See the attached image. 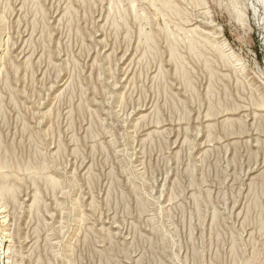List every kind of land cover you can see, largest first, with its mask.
I'll list each match as a JSON object with an SVG mask.
<instances>
[{
	"label": "rangeland",
	"instance_id": "1",
	"mask_svg": "<svg viewBox=\"0 0 264 264\" xmlns=\"http://www.w3.org/2000/svg\"><path fill=\"white\" fill-rule=\"evenodd\" d=\"M0 181V264H264V7L0 0Z\"/></svg>",
	"mask_w": 264,
	"mask_h": 264
},
{
	"label": "bare ground",
	"instance_id": "2",
	"mask_svg": "<svg viewBox=\"0 0 264 264\" xmlns=\"http://www.w3.org/2000/svg\"><path fill=\"white\" fill-rule=\"evenodd\" d=\"M256 2H258L259 4H261L263 7H264V0H255ZM167 3V2H166ZM165 3V4H166ZM251 4V6L253 5L252 3H250ZM249 4V5H250ZM167 5V4H166ZM166 5L164 6V7H166ZM253 7V6H252ZM256 9V8H255ZM260 20V19H259ZM193 29V28H192ZM150 40H151V38H150ZM213 40V39H212ZM210 46L213 48V49H215V51H217L218 52V54H219V57L223 60V61H226V58L228 57H226V54H224L218 47H217V42L215 41H213V43H211L210 44ZM231 116V115H230ZM142 118H144V117H140V119H142ZM230 119L229 118H227V117H224V118H222L221 120H220V123H226V122H228ZM150 132H148L147 134H149ZM48 181H49V183L51 184V185H55L56 184V180H54L53 178H49L48 179ZM13 193H14V190H13V187H9L7 184H6V182L5 181H0V197H12L13 196ZM36 202H37V198L35 197L34 199H33V203H32V205H31V207H33L34 205H36ZM9 203V202H8ZM4 212V210H0V214H2ZM3 216V215H2ZM6 220L4 219V222H5ZM6 248L3 250V254H4V256H5V253H7V252H9L10 250H11V248H10V246H5ZM7 259H8V257H7Z\"/></svg>",
	"mask_w": 264,
	"mask_h": 264
}]
</instances>
